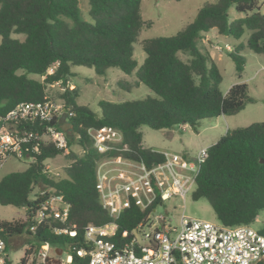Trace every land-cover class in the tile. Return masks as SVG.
<instances>
[{"label":"trees","instance_id":"16d2710c","mask_svg":"<svg viewBox=\"0 0 264 264\" xmlns=\"http://www.w3.org/2000/svg\"><path fill=\"white\" fill-rule=\"evenodd\" d=\"M142 1L88 0L93 20L89 23L81 16L79 0H0V115L22 102L48 100L47 91L53 84L68 85L72 66L92 68L100 76L117 68L134 76L136 87L143 84L156 96L120 103L103 100L98 104L101 113L96 114L77 103L76 90H64L60 98L73 127L66 132L68 149L45 146L25 171L1 178L0 205L24 208L30 215L46 198L38 193L31 198L39 188L63 197L70 206L69 220L65 224H42L35 233L30 231V219L0 220V236L6 242L8 254L28 245L24 256L36 254L48 243L59 250L67 249L73 257L71 264H88V257L77 256V251L86 247L84 228L113 221L102 208L96 190L97 161L104 156L95 149L88 129L111 126L119 130L129 147V157L148 165L157 164L164 157L153 153V148L144 147L142 127L172 130L189 125L197 131L201 121L235 116L255 103L245 83L235 84L226 94L221 92L220 69L209 51L201 50L200 41L212 30L235 40L249 32L246 44L228 54L235 63L237 77L241 78L246 63L241 55L244 49L264 56V13L257 0H216L204 4L193 21L175 36L144 40L146 58L138 66L134 45L145 26ZM232 8L243 16L233 18ZM15 35L24 36V40ZM179 53L189 60L183 61ZM52 68L55 70L50 75ZM76 142L81 153L71 150ZM62 155L69 165L64 177L57 179L46 171L45 162ZM261 160L264 161V122L228 130L208 148L192 199H205L225 226L254 224L264 213ZM156 207L157 203L142 210L133 204L125 209L115 221L116 239L146 222ZM54 227L74 229L76 236H57ZM259 233L264 236V228ZM20 240V245L15 246ZM11 263L8 258L7 264ZM24 263L23 258L20 264Z\"/></svg>","mask_w":264,"mask_h":264},{"label":"built area","instance_id":"2783aa9c","mask_svg":"<svg viewBox=\"0 0 264 264\" xmlns=\"http://www.w3.org/2000/svg\"><path fill=\"white\" fill-rule=\"evenodd\" d=\"M216 49L233 51L229 45ZM54 70L50 69L48 74H53ZM63 114V100L49 98L19 103L0 115V170L10 159L35 162L45 146L67 150L68 138L59 123ZM87 135L98 153L104 156L97 161L96 190L102 208L113 220L103 226L84 228L86 247L77 251V256L88 257V264H255L264 256V236L254 224L228 227L185 214L174 224L157 213L158 207L171 200L185 201L186 196L193 193L200 167L208 158V148H202L195 157L154 149L152 152L163 155L164 161L148 165L127 155L129 147L122 133L111 126L90 128ZM37 193L46 198L32 214L26 212L25 221H32L31 233L45 223L68 222L70 206L62 196L39 188ZM156 203L146 222L131 232L124 231L116 239L118 225L115 221L125 209L134 204L149 210ZM258 218L255 223L259 222ZM53 232L57 236H76L74 229L65 227H54ZM6 247L0 236V264H7L10 258ZM64 253V249L45 243L36 254L24 256V264H71L73 257L68 251L63 261Z\"/></svg>","mask_w":264,"mask_h":264},{"label":"rangeland","instance_id":"374dc122","mask_svg":"<svg viewBox=\"0 0 264 264\" xmlns=\"http://www.w3.org/2000/svg\"><path fill=\"white\" fill-rule=\"evenodd\" d=\"M216 0H143L142 1V17L145 21V26L134 45V59L138 66H141L146 58L143 51L142 43L146 39L157 37L175 36L183 30L189 23L193 21L198 10L208 2ZM260 10L264 13V0H257ZM79 9L82 18L93 23L89 15L88 0H79ZM233 18H239L243 15L236 13L234 8L230 10ZM15 38L24 40V36L15 35ZM249 37V32L237 42L233 39L221 38V42L216 43L224 47L225 40L229 43L233 51L240 44L245 45ZM206 37L200 41V48L203 52L210 51L213 53L216 63L222 74V83L220 90L226 94L232 86L237 83H245L249 88V95L255 100V103L249 104L246 108L235 116L219 117L214 120H204L197 126L195 131L189 125H182L180 128L172 130H152L147 126L141 128L143 135V144L146 147L153 148L159 151H169L178 154H190L195 157L202 148H210L216 144L228 130L245 128L253 123L264 122V56L258 55L244 49L241 55L245 58L246 63L242 77L238 78L235 70V63L228 56L230 53L227 50L219 51L206 42ZM215 44V45H216ZM232 51V52H233ZM179 57L183 61H188L189 57L183 53H179ZM72 76L69 77L68 85L58 84L48 88L50 99L61 100L60 95L66 88L74 89L78 92L79 97L77 103L86 106L89 110L96 114H100L98 106L100 101H109L112 103H120L125 101L141 100L146 97L156 98L145 85L135 86V77L129 76L117 68H110L104 76L98 75L94 69L84 66H72ZM31 78L42 80L37 76L30 75ZM130 85V86H129ZM131 89V91H128ZM172 135L171 137L168 135ZM76 153H81V148L77 142L71 147ZM30 165L28 160L10 159L5 163L0 170V179L12 172L25 171ZM69 165L65 156H57L53 159H48L45 162V168L48 173L57 179L64 177V170ZM38 192V188L34 191L31 198H34ZM157 213L165 215L174 224L180 217L185 214L186 217L203 220L210 223L218 224L219 221L211 208L210 204L205 199L194 201L192 192H190L185 201L183 199L171 200L164 206L157 209ZM26 210L24 208H15L12 206L0 205V220L1 221H25ZM259 222L254 223V228L260 230L264 228V213L259 216ZM20 240L15 246L20 245ZM30 245L11 251L9 253L13 264H20L24 257L25 250L29 249ZM63 261H66L68 251L65 249Z\"/></svg>","mask_w":264,"mask_h":264},{"label":"crops","instance_id":"0c3cea01","mask_svg":"<svg viewBox=\"0 0 264 264\" xmlns=\"http://www.w3.org/2000/svg\"><path fill=\"white\" fill-rule=\"evenodd\" d=\"M262 13V12H261ZM204 37H206L207 39H206V42L209 44V45H211L212 47H217V46H220L219 44L217 45L216 43H219V42H221V38H226V40H228V39H233V38H230V37H226V36H222V35H219L218 34V32L216 31V30H212V31H210L208 34H206ZM225 40V44L224 45H229V46H231L229 43H231V42H228V41H226ZM233 40H235V39H233ZM235 41H239V40H235ZM216 44V45H215ZM232 47V46H231ZM209 53H210V55H211V57H212V59L216 62V59H215V57H214V55H213V53L212 52H210L209 51ZM222 117H226V116H222ZM168 136H172L171 134L170 135H168ZM144 145V144H143ZM144 147H146V146H144ZM147 148H149V147H147ZM190 155V154H189ZM191 156V155H190Z\"/></svg>","mask_w":264,"mask_h":264},{"label":"water","instance_id":"95a60500","mask_svg":"<svg viewBox=\"0 0 264 264\" xmlns=\"http://www.w3.org/2000/svg\"><path fill=\"white\" fill-rule=\"evenodd\" d=\"M59 123H60L61 130H63L64 132H68L73 128L72 125L68 122V115L66 113L62 115ZM260 162L264 163L263 160H261ZM59 254L61 253L59 252ZM255 264H264V256L259 261H257Z\"/></svg>","mask_w":264,"mask_h":264}]
</instances>
